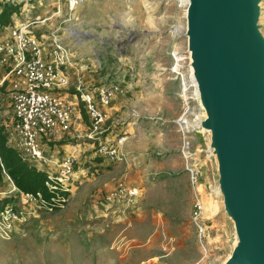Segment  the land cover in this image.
I'll use <instances>...</instances> for the list:
<instances>
[{
  "label": "rangeland",
  "instance_id": "obj_1",
  "mask_svg": "<svg viewBox=\"0 0 264 264\" xmlns=\"http://www.w3.org/2000/svg\"><path fill=\"white\" fill-rule=\"evenodd\" d=\"M76 1L72 7L71 0H12L8 4L15 11L0 29V38L9 28L26 25L37 36L54 32L63 40L78 64L77 71L69 70L63 93L80 117L69 134L45 147L48 158L75 159L68 204L52 212L26 208V221L7 237L0 235V264L222 263L234 240L232 224L222 213L214 184L202 183L204 222L210 229V251L204 257L195 242L191 189L178 155L176 121L193 90L187 0ZM4 4L0 0V13ZM261 25L264 34V0ZM181 77L192 87L183 86ZM77 86L108 115L99 137L105 140L104 132L110 134L113 126L121 129L112 141L127 137L126 161L98 155L99 140L89 138L85 105L78 92L76 100L71 96ZM102 86L118 88L106 105L97 95ZM10 119V107L1 108L0 129ZM194 142L203 155L205 139L195 134ZM121 176H130L129 183ZM119 183L137 186L138 198L131 207H106L104 197ZM208 199L211 213L205 214ZM7 207L22 210L17 189L3 174L0 211Z\"/></svg>",
  "mask_w": 264,
  "mask_h": 264
},
{
  "label": "water",
  "instance_id": "obj_2",
  "mask_svg": "<svg viewBox=\"0 0 264 264\" xmlns=\"http://www.w3.org/2000/svg\"><path fill=\"white\" fill-rule=\"evenodd\" d=\"M263 0H187L190 79L214 193L234 240L220 264H264Z\"/></svg>",
  "mask_w": 264,
  "mask_h": 264
},
{
  "label": "built area",
  "instance_id": "obj_3",
  "mask_svg": "<svg viewBox=\"0 0 264 264\" xmlns=\"http://www.w3.org/2000/svg\"><path fill=\"white\" fill-rule=\"evenodd\" d=\"M9 3L12 0H1ZM178 66L174 70H177ZM76 70L70 48L54 32L37 36L22 25L8 29L7 36L0 38V109L7 105L11 110V119L4 125L6 143L15 149L21 160L45 176L44 186L47 196L41 192L23 193L17 190L22 210L7 207L0 211V235L7 237L16 224L26 221V208H36L46 212L64 208L68 202L74 179L75 159L64 156L53 160L45 155V147L58 141L79 124L80 117L76 105L63 93L68 87L69 70ZM183 86L185 78H180ZM90 118V133L97 138L98 155L110 162H124L126 156L121 146L125 137L108 143L99 137L101 126L107 122L108 115L97 108L90 93L80 92ZM118 91L114 86H102L97 89L101 104L106 105ZM189 103L178 118L180 146L178 155L183 163L192 196V214L190 222L195 230V242L201 253L209 254L210 229L204 222L201 180L208 161L206 149L201 154L194 153V138L198 134L192 122L198 115L194 87L189 94ZM12 185L10 177L3 173ZM140 194L137 186L119 183L106 194V207H131Z\"/></svg>",
  "mask_w": 264,
  "mask_h": 264
},
{
  "label": "trees",
  "instance_id": "obj_4",
  "mask_svg": "<svg viewBox=\"0 0 264 264\" xmlns=\"http://www.w3.org/2000/svg\"><path fill=\"white\" fill-rule=\"evenodd\" d=\"M15 9L11 4H4L0 13V29L9 23V16ZM94 141V139H92ZM89 139L88 141H92ZM3 173L8 175L16 189L23 193L36 194L41 192L47 196L44 186L45 176L23 162L18 152L6 143L4 130L0 129V181Z\"/></svg>",
  "mask_w": 264,
  "mask_h": 264
},
{
  "label": "crops",
  "instance_id": "obj_5",
  "mask_svg": "<svg viewBox=\"0 0 264 264\" xmlns=\"http://www.w3.org/2000/svg\"><path fill=\"white\" fill-rule=\"evenodd\" d=\"M77 66H78V64L76 65V71H77ZM75 75V74H74ZM73 76V75H72ZM76 89H79L78 88V86L76 87ZM76 89H75V92H73V95H71L72 97H73V99L74 100H76V98H77V91H76ZM79 91L80 92H86L85 90H81V89H79ZM5 106H7V105H4V107ZM3 107V108H4ZM115 125H116V123H115ZM118 125V124H117ZM119 129H121L120 127L119 128H117V127H114L113 126V129L110 131V134H106L105 132H104V136H105V140L106 141H109V142H116L115 140H113L112 141V139H114L117 135H119ZM112 132V133H111ZM118 133V134H117ZM103 134V133H102ZM101 134V135H102ZM107 135V136H106ZM127 138V137H126ZM126 138H125V141H126ZM104 140V139H103ZM104 140V141H105ZM194 144H195V147H194V153H198L200 150V143H195L194 142ZM201 145H202V143H201ZM66 146V148L68 147V145H65ZM76 146H78V144H76ZM121 149L123 150V144H122V146H121ZM67 152H68V150H66ZM128 155V153L127 152H125V155ZM203 176H202V180H201V191H202V183L203 184H205V186H207L208 184H210V182H211V184L213 183V175H212V171L210 170V164H209V162L207 163V165H206V167L204 168V170H203V174H202ZM123 176V175H122ZM120 177V179L121 180H126L128 183H129V179L131 178L130 176H125V177ZM123 178V179H122ZM142 178V177H141ZM143 180V179H142ZM142 180H138V184L140 183V182H143ZM212 180V181H211ZM133 185V184H132ZM135 185V184H134ZM202 203H203V191H202ZM208 203H209V205H210V199H208V200H205V204H206V209H205V214L207 213V214H210L211 213V208L210 207H208L207 205H208ZM192 208H193V206H192ZM192 210V209H191ZM191 214H192V211H191ZM205 217V216H204Z\"/></svg>",
  "mask_w": 264,
  "mask_h": 264
},
{
  "label": "bare ground",
  "instance_id": "obj_6",
  "mask_svg": "<svg viewBox=\"0 0 264 264\" xmlns=\"http://www.w3.org/2000/svg\"><path fill=\"white\" fill-rule=\"evenodd\" d=\"M76 3H77L76 0H71V6H72V7H74Z\"/></svg>",
  "mask_w": 264,
  "mask_h": 264
}]
</instances>
